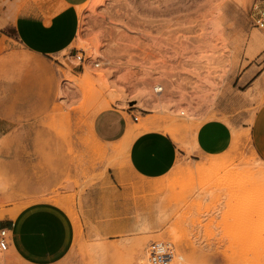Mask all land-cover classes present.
Wrapping results in <instances>:
<instances>
[{"label":"rangeland","instance_id":"1","mask_svg":"<svg viewBox=\"0 0 264 264\" xmlns=\"http://www.w3.org/2000/svg\"><path fill=\"white\" fill-rule=\"evenodd\" d=\"M73 1L78 37L47 60L54 97L32 114L2 115L28 68L0 52V221L63 209L74 243L59 264H151L155 241L170 244L169 264H264V160L251 134L264 104L253 8L264 0ZM12 18L7 8L1 29ZM215 118L233 127V147L193 160L198 127ZM142 127L184 149L163 177L127 168ZM18 252L11 239L0 264H27Z\"/></svg>","mask_w":264,"mask_h":264},{"label":"crops","instance_id":"2","mask_svg":"<svg viewBox=\"0 0 264 264\" xmlns=\"http://www.w3.org/2000/svg\"><path fill=\"white\" fill-rule=\"evenodd\" d=\"M7 8H12L13 18L9 25L0 27V52L25 57L28 70L11 89L12 106L4 108L2 115L32 114L28 110L37 101L54 97V67L47 60L73 47L79 34V11L73 0H0V19ZM43 87L48 89L46 93L42 92ZM155 127L138 129L135 134H140L129 143L127 168L135 177H163L175 167L181 154L185 156L181 152L184 149L169 133ZM251 134L253 145L264 160V104L256 114ZM234 141V129L227 121L207 120L194 135L192 159L221 155L233 147ZM0 227L12 233L9 248L12 239L16 249H23L17 254L27 264H59L74 243L71 221L66 220L63 209L53 204H46L29 216L7 215Z\"/></svg>","mask_w":264,"mask_h":264},{"label":"built area","instance_id":"3","mask_svg":"<svg viewBox=\"0 0 264 264\" xmlns=\"http://www.w3.org/2000/svg\"><path fill=\"white\" fill-rule=\"evenodd\" d=\"M253 18L259 28H264V2H257L253 8ZM82 60V57H79ZM162 91V88H159ZM135 122H139L138 115H132ZM10 231L7 228L0 227V252H6L9 249ZM149 262L151 264H169L173 260V250L170 244L164 241L152 242L148 248Z\"/></svg>","mask_w":264,"mask_h":264},{"label":"bare ground","instance_id":"4","mask_svg":"<svg viewBox=\"0 0 264 264\" xmlns=\"http://www.w3.org/2000/svg\"><path fill=\"white\" fill-rule=\"evenodd\" d=\"M138 134H140V133H138ZM138 134H135L134 137L138 136ZM134 137H133V138H134ZM149 179H150V178H149ZM150 184H151V186L153 187L152 183H150ZM153 184H154V183H153ZM149 186H150V185H149ZM154 186H156V185H154ZM147 187H148V186H147Z\"/></svg>","mask_w":264,"mask_h":264}]
</instances>
